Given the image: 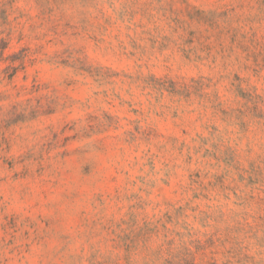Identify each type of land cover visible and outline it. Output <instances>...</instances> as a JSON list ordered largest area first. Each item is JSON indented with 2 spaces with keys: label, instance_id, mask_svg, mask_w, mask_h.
I'll return each mask as SVG.
<instances>
[{
  "label": "rangeland",
  "instance_id": "rangeland-1",
  "mask_svg": "<svg viewBox=\"0 0 264 264\" xmlns=\"http://www.w3.org/2000/svg\"><path fill=\"white\" fill-rule=\"evenodd\" d=\"M0 264H264V0H0Z\"/></svg>",
  "mask_w": 264,
  "mask_h": 264
}]
</instances>
